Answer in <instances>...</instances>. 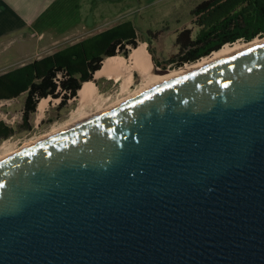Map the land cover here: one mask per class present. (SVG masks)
<instances>
[{"label": "water", "instance_id": "1", "mask_svg": "<svg viewBox=\"0 0 264 264\" xmlns=\"http://www.w3.org/2000/svg\"><path fill=\"white\" fill-rule=\"evenodd\" d=\"M0 264H264V42L0 160Z\"/></svg>", "mask_w": 264, "mask_h": 264}, {"label": "trees", "instance_id": "2", "mask_svg": "<svg viewBox=\"0 0 264 264\" xmlns=\"http://www.w3.org/2000/svg\"><path fill=\"white\" fill-rule=\"evenodd\" d=\"M192 29L180 31L175 40L178 53L171 63H194L227 44L252 42L264 37V0H205L191 11ZM160 32L149 31L151 43ZM152 35V36H151ZM138 33L133 22L125 21L96 35L0 74V102L26 93L23 121L28 124L41 99L62 98L60 105L78 95L84 83L90 82L109 57H128L138 48ZM153 53L152 49L149 50ZM178 59V60H177ZM157 66H161L154 58ZM13 129L0 122V141L8 139Z\"/></svg>", "mask_w": 264, "mask_h": 264}, {"label": "rangeland", "instance_id": "3", "mask_svg": "<svg viewBox=\"0 0 264 264\" xmlns=\"http://www.w3.org/2000/svg\"><path fill=\"white\" fill-rule=\"evenodd\" d=\"M33 1L36 0H26V5ZM98 1L99 0H97V2ZM194 1L195 0H183L182 2L177 1L173 4H167L166 6L163 4L155 5L152 8H147L141 11L139 10L141 8L139 7L140 5L135 4L133 0H128L127 4H120V7L123 10L122 13L117 12L116 14L120 17L127 14L125 20L134 23L138 33V46L147 43L144 40L150 38L148 35L149 31L160 32V36L157 39H151L152 42L147 43L146 47L151 55L153 64H156L154 61L155 58L161 64V66L156 65L159 69L173 71L179 70L186 65L195 64L201 60L200 59L194 63H185L180 67L179 64L170 62V58L178 53V46L175 42L178 33L184 29H192V36L194 37L199 31L193 24V18L191 16V11L196 7V5H191ZM38 2L36 8L30 6V10L35 15H37V12L41 9L42 11L38 14L39 16H35L37 21L31 23V30L26 28L25 31H23V34L25 35V38L23 39L25 40H16L15 43H13V46H9L3 50L0 48V74L20 67L23 64L30 63L37 58L40 59L46 56L49 51L45 48L42 49L44 45L48 46L49 44L56 42V48L59 50L64 45L66 36H71L73 33L79 34L85 29L89 30L103 23L94 20L91 15H82L79 8L81 7V4L85 3H82L80 0H61L62 5H60L59 2L58 4L53 3L48 5L44 0H39ZM130 2L133 4H130ZM115 17L116 16L111 18V22L108 23L109 25L113 26L118 24L113 21ZM34 33H43L45 38L43 41H40ZM256 39L262 40L263 38ZM2 40L6 44L9 41V39H0V42ZM238 42L247 44V42L244 41ZM150 48L153 53L149 51ZM133 50L134 49H131L129 56L126 58L122 55H118V57L127 59L128 64L131 65L129 60ZM90 82L96 86L100 94L113 99L110 103L118 96H121V83L119 82L117 83L114 80H108L107 78L97 79L95 78V75ZM141 82V74L137 71H133V84L131 85L130 90L135 91L137 87L141 85ZM26 96L27 94L23 93L17 98L0 102V122H3L5 125L13 129L12 136L8 139L1 140L0 144L6 140H11L17 147L22 148L27 142H29V140L31 141L48 135L55 125H60L68 121L72 111L76 110L78 107L76 101L77 96L64 105H60L62 98L55 99L49 96L48 98H45L48 99V106L41 119L38 118L36 107V111L30 115L28 124H25L23 121V112Z\"/></svg>", "mask_w": 264, "mask_h": 264}, {"label": "bare ground", "instance_id": "4", "mask_svg": "<svg viewBox=\"0 0 264 264\" xmlns=\"http://www.w3.org/2000/svg\"><path fill=\"white\" fill-rule=\"evenodd\" d=\"M264 42V37L262 40L256 39L253 42L245 43H235L232 45H225L219 51L214 52L208 57L201 58L195 64L186 65L179 70H170L168 75L161 76L156 73L151 55L149 54L145 44L134 49L130 63L128 60L122 57H109L104 60L101 70L95 73V78H107L108 80H114L115 82L121 83V96H118L114 101L110 103L111 97H105L100 94L99 90L92 82L84 83L82 88L79 90L76 97L78 107L76 110L72 111L70 119L65 123L60 125H55L52 131L43 137L37 139L29 140L22 148L33 145L43 139L50 136L56 135L63 132L75 125L83 123L105 111L115 108L116 106L136 97L137 95L143 93L144 91L150 89L151 87L177 77L179 75L188 73L190 71L202 68L209 63L217 61L223 57L236 53L247 47H251ZM133 71H137L142 76L141 85L137 87L135 91H131V85L133 84ZM120 93V92H119ZM48 106V99H43L37 106L38 118L44 115ZM38 119V120H39ZM16 146L11 140H6L0 144V160L14 154L18 150L22 149Z\"/></svg>", "mask_w": 264, "mask_h": 264}, {"label": "crops", "instance_id": "5", "mask_svg": "<svg viewBox=\"0 0 264 264\" xmlns=\"http://www.w3.org/2000/svg\"><path fill=\"white\" fill-rule=\"evenodd\" d=\"M37 2L39 0H36ZM36 1H33L32 3H28L26 5V0H0V39H9V41L6 43L3 42V40L0 42V48L6 49L9 46H13L16 40L24 41L25 35L23 34V31L25 29L31 30V23L34 21H37V18L35 16H39L38 14L41 13L42 9L37 12L38 14L35 15L30 10V6H36L38 3ZM46 4L51 5L53 3L62 5L61 0H44ZM82 3L81 7L79 8V11H81L82 15H91L94 20H98L103 22L102 24L98 25L95 28L92 29H85L81 31L79 34L73 33L71 36H66V40L64 42V45L59 49H63L66 46L72 45L74 43H77L85 38H88L90 36L96 35L106 29H109L115 25H109L108 23L111 22V18L116 16L113 21L119 23L128 21L125 20L127 17V14L125 16H118L116 13H122V8L120 7V4L124 3L127 4L128 0H80ZM135 4L140 5L141 7L139 10H144L147 8H152L155 5H167V4H173L175 2H182L183 0H133ZM205 0H195L191 5H198L199 3L203 2ZM130 4H133L130 2ZM127 13V12H126ZM85 28V27H84ZM38 37L40 41H43L45 38V35L43 33L37 34L34 33ZM31 36V35H29ZM30 39V38H29ZM56 42H53L51 44L44 45L42 47L48 50V54H53L59 50H57V44ZM66 43V44H65ZM53 45V46H52ZM147 46V43L145 44ZM0 50V51H1ZM39 59V58H37ZM24 65V64H23Z\"/></svg>", "mask_w": 264, "mask_h": 264}]
</instances>
